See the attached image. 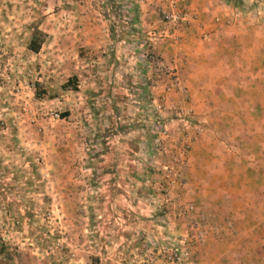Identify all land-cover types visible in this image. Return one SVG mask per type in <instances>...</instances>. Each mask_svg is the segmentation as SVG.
I'll return each mask as SVG.
<instances>
[{
	"label": "rangeland",
	"instance_id": "1",
	"mask_svg": "<svg viewBox=\"0 0 264 264\" xmlns=\"http://www.w3.org/2000/svg\"><path fill=\"white\" fill-rule=\"evenodd\" d=\"M161 1L155 6L162 18L170 0ZM138 6L139 0H0V264H211L213 253L227 264L222 247L228 251L237 238L225 233L232 205L222 196L221 176L216 189L205 171L187 173L194 142L208 133L209 122L194 116L180 79L181 98L169 104L174 91H165L167 75L144 57L152 52L151 38H132L143 49L137 77L129 78L131 87L150 86L151 99L141 91L111 95L109 82L100 91L87 82L62 88L74 74L84 75L77 31L100 23L128 45V37L117 35L132 31V13L125 17ZM33 36L43 41L39 54L28 47ZM53 67L55 77L48 75ZM155 74L165 78L159 93ZM152 99L163 100L160 114ZM164 127L166 153L154 146ZM214 136L220 150L221 133ZM182 139L191 142L184 162ZM253 187L247 192L261 203L264 191ZM256 213L264 219L263 203ZM261 229L264 234V221ZM259 244L264 259V235ZM229 255L239 264V253ZM254 257L240 264H264Z\"/></svg>",
	"mask_w": 264,
	"mask_h": 264
},
{
	"label": "crops",
	"instance_id": "2",
	"mask_svg": "<svg viewBox=\"0 0 264 264\" xmlns=\"http://www.w3.org/2000/svg\"><path fill=\"white\" fill-rule=\"evenodd\" d=\"M261 1L264 3V0H182L192 21L188 27H174L156 10L161 0H139L140 9L125 17L127 20L132 13V31L117 35L128 37V45L113 38L109 27L100 23L85 25L77 31V57L84 67L83 76L74 74L80 78L78 89L87 82L100 91L109 82L111 95L118 91L126 95L132 91L144 92L145 87H131L129 82L140 70L136 66L143 45L136 40L131 42L138 34L139 38H151L152 52L175 68L180 88L190 95L189 108L198 120L209 122L210 126L208 133L194 142L189 155L192 168L187 173L195 169L201 175L205 171L211 175V188L216 189L219 188L215 185L216 178L221 176L222 190L228 192L222 196L225 194L231 200L229 206H232L224 218L225 233L231 239L236 237L237 244L230 241L232 245L224 252L222 247L221 258L228 257L227 264L237 262L229 255L232 252L241 255L239 264L247 255L255 256L257 262L264 260L259 244L264 235L261 229L264 219L256 213V208L264 204V197L261 203H256L257 199L247 192L252 185L259 192L264 191V5L259 6ZM134 29L138 30L136 34ZM75 43H67L62 54L71 51ZM41 50L43 46L36 54ZM91 61L96 65L93 68L88 65ZM56 70L53 67L48 75L55 77L51 72ZM164 84L162 76L154 90L162 92ZM181 94V90L171 93L169 104L179 101ZM108 100L112 102L113 97ZM129 123L130 120L125 122L127 127ZM215 131L221 133L220 150L213 137ZM68 132L63 131L61 137ZM248 175L255 178L254 182ZM234 191L236 196L230 195ZM218 262L219 257L213 253L211 264Z\"/></svg>",
	"mask_w": 264,
	"mask_h": 264
},
{
	"label": "built area",
	"instance_id": "3",
	"mask_svg": "<svg viewBox=\"0 0 264 264\" xmlns=\"http://www.w3.org/2000/svg\"><path fill=\"white\" fill-rule=\"evenodd\" d=\"M172 1L173 2L171 3L170 8L163 9V10L161 9L163 20L166 23L171 24L174 27H188L192 21V18H191V15L186 5L182 3V0H172ZM144 57L147 58L148 61L154 65V67L156 68L155 70L161 72L162 74L167 75L168 80H167V84L165 87V91L167 93L175 91L179 88V77L175 71V68L166 64L161 58L153 54V52H148ZM145 88H146L144 91L145 98L151 99L152 97L148 94V91L150 90V86H146ZM152 100L155 103V106L151 105L153 106L152 109L156 113L160 114L161 110L163 111L165 107L163 100L162 99H159V100L152 99ZM178 110L179 111H177V113L179 115L181 116L185 115L184 109L181 108ZM159 117H162V115H160ZM184 122H185V125H188V126L193 125L188 119H185ZM197 130H199V128ZM200 130H202V128H200ZM168 136L169 135H168L167 127H164L163 129L159 130L157 139L154 142V146L159 152L161 151L164 153L167 152L166 145L163 142ZM181 144L182 146L180 147L179 160H182L184 162V160L186 159L187 153L191 149V142L189 140L182 139ZM175 168L172 167L169 170V172L177 176L178 172H177V169ZM175 256H177V259L181 258L177 253H175Z\"/></svg>",
	"mask_w": 264,
	"mask_h": 264
},
{
	"label": "trees",
	"instance_id": "4",
	"mask_svg": "<svg viewBox=\"0 0 264 264\" xmlns=\"http://www.w3.org/2000/svg\"><path fill=\"white\" fill-rule=\"evenodd\" d=\"M119 9L123 10V7L119 6ZM114 30V28H112ZM42 39L38 38L37 36H33L31 41L29 42V49L37 52L40 50L42 45ZM78 82H77V76L70 77L63 85L62 88L64 89H72V90H78Z\"/></svg>",
	"mask_w": 264,
	"mask_h": 264
}]
</instances>
